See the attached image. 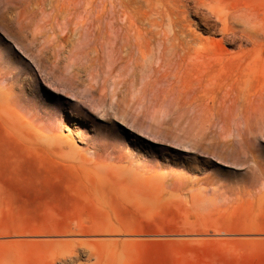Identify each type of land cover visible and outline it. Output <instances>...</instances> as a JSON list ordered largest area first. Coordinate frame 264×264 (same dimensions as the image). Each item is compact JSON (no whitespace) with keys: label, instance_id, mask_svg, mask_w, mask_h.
<instances>
[{"label":"rangeland","instance_id":"obj_1","mask_svg":"<svg viewBox=\"0 0 264 264\" xmlns=\"http://www.w3.org/2000/svg\"><path fill=\"white\" fill-rule=\"evenodd\" d=\"M0 264H264V0H0Z\"/></svg>","mask_w":264,"mask_h":264},{"label":"bare ground","instance_id":"obj_2","mask_svg":"<svg viewBox=\"0 0 264 264\" xmlns=\"http://www.w3.org/2000/svg\"><path fill=\"white\" fill-rule=\"evenodd\" d=\"M183 1L187 3H189V1H194L202 5V4H207L208 0H183ZM221 20L222 18L219 17L218 21ZM233 20L236 21L238 24H240L241 21H243L244 23H246L245 24L246 26L249 25L252 29L250 30L251 33H253L256 39L259 38L258 29L254 25H252L251 22L248 23L249 20L245 16L237 15L233 17ZM164 42H166L167 45H165V48L163 50L167 54L172 53L173 59L171 61L180 63V61L185 60V57L190 58V60L195 59L193 55V51L196 50L195 42L191 38H188L187 35H185L184 33L176 34L173 37H169L168 40H164L163 43Z\"/></svg>","mask_w":264,"mask_h":264}]
</instances>
